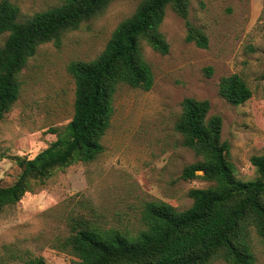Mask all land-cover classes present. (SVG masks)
Instances as JSON below:
<instances>
[{"label":"rangeland","instance_id":"374dc122","mask_svg":"<svg viewBox=\"0 0 264 264\" xmlns=\"http://www.w3.org/2000/svg\"><path fill=\"white\" fill-rule=\"evenodd\" d=\"M9 1L18 6L19 21L62 3ZM141 1L113 0L78 29L63 32L59 45L50 41L38 47L19 74V98L0 121V187L21 174L17 158H33L72 119L75 80L69 63L96 58ZM188 20L207 36V47L186 40V20L169 6L160 26L168 53L141 43L153 72L152 88L121 85L103 152L91 162H75L43 181L33 180L31 191L5 207L0 213V264H31L36 257L72 264L77 258L63 243L74 227L137 234L146 228L143 211L150 201L190 208L189 191L214 182L202 172L194 179L182 178L184 167L198 159L175 130L186 97L209 100V115L222 116L221 136L230 144L228 159L236 178L258 176L250 159L264 154V0H189ZM7 37L0 34V47ZM235 73L252 90L240 105L219 93L220 79ZM250 243L255 264H264V239L252 230ZM210 264L228 263L216 258Z\"/></svg>","mask_w":264,"mask_h":264},{"label":"trees","instance_id":"16d2710c","mask_svg":"<svg viewBox=\"0 0 264 264\" xmlns=\"http://www.w3.org/2000/svg\"><path fill=\"white\" fill-rule=\"evenodd\" d=\"M112 1L62 0L19 21L18 6L0 0V34L8 33L0 47V121L19 98V74L38 47L50 41L59 45L63 32L78 29ZM169 6L186 20V40L207 47V36L188 20L189 0H142L96 58L69 63L75 80L73 117L57 139L33 158H17L21 174L13 184L0 187V213L31 191L33 180L43 181L55 169L75 162H91L103 152L102 139L112 122L118 88L125 84L150 90L153 86L142 41L162 54L169 51L160 31ZM207 71L211 74L212 68ZM219 93L234 105L252 96L248 83L237 73L220 79ZM181 107L175 130L198 158L184 167L182 178L194 179L202 172L214 184L191 189L193 204L186 210L163 201L146 203L142 218L146 228L137 234L74 227L63 243L77 258L72 264H210L216 258L228 264H255L250 240L252 230L264 239V154L250 159L258 173L255 179L236 178L228 159L230 144L221 136L222 116L209 115L207 99L186 97ZM31 264L50 263L36 257Z\"/></svg>","mask_w":264,"mask_h":264}]
</instances>
